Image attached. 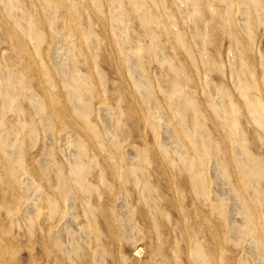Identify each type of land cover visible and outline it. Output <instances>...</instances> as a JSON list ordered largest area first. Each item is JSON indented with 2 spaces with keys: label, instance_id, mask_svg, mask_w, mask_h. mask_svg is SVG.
Returning <instances> with one entry per match:
<instances>
[{
  "label": "rangeland",
  "instance_id": "374dc122",
  "mask_svg": "<svg viewBox=\"0 0 264 264\" xmlns=\"http://www.w3.org/2000/svg\"><path fill=\"white\" fill-rule=\"evenodd\" d=\"M0 264H264V0H0Z\"/></svg>",
  "mask_w": 264,
  "mask_h": 264
}]
</instances>
